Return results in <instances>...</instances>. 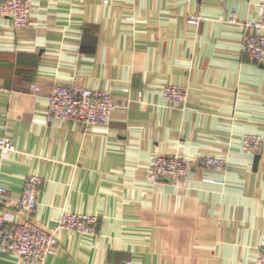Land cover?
Returning a JSON list of instances; mask_svg holds the SVG:
<instances>
[{
	"label": "crops",
	"instance_id": "0c3cea01",
	"mask_svg": "<svg viewBox=\"0 0 264 264\" xmlns=\"http://www.w3.org/2000/svg\"><path fill=\"white\" fill-rule=\"evenodd\" d=\"M4 1L0 137L15 150L0 149L2 209L8 221L23 219L17 201L38 173L32 218L43 228L64 211L98 223L93 233L58 228L41 263L0 252V264H255L264 246V63L240 41L241 23L257 19L264 0H31L23 26L1 12ZM56 84L107 90L118 106L104 124L50 119ZM170 84L185 88L184 101L162 97ZM250 136L257 145L247 148ZM173 154L190 159L186 176L152 179L151 159ZM202 155L226 168L198 165Z\"/></svg>",
	"mask_w": 264,
	"mask_h": 264
},
{
	"label": "built area",
	"instance_id": "2783aa9c",
	"mask_svg": "<svg viewBox=\"0 0 264 264\" xmlns=\"http://www.w3.org/2000/svg\"><path fill=\"white\" fill-rule=\"evenodd\" d=\"M189 2L190 0H184ZM31 0H5L1 12L12 18L16 26L30 23ZM202 17L191 15L188 20L198 23ZM236 22L235 10L228 19ZM241 51L251 60L264 63V3L261 5L257 19H246L242 23ZM40 90L39 85H33ZM162 97L171 103H180L186 98L182 85L170 84L162 89ZM48 115L50 119L75 120L86 123H107L111 112L118 102L111 92L89 87L56 84L48 94ZM257 145V139L250 136L246 139L247 148ZM0 149L14 151L15 146L9 137H0ZM200 166L224 170V159L212 155L196 158ZM190 159L177 154L156 155L151 159L149 174L154 180L176 183L182 180L188 171ZM42 177L38 173L27 175L17 205L24 212L20 221H8L2 209V203L8 199L7 190L0 186V252H11L20 255L29 263H41L58 243L57 230L65 228L81 233H93L96 230L98 217L94 214L64 211L60 214L57 226L45 229L32 218L37 201ZM255 264H264V246L256 254Z\"/></svg>",
	"mask_w": 264,
	"mask_h": 264
},
{
	"label": "water",
	"instance_id": "95a60500",
	"mask_svg": "<svg viewBox=\"0 0 264 264\" xmlns=\"http://www.w3.org/2000/svg\"><path fill=\"white\" fill-rule=\"evenodd\" d=\"M256 160H257V156L255 157V163H256Z\"/></svg>",
	"mask_w": 264,
	"mask_h": 264
}]
</instances>
